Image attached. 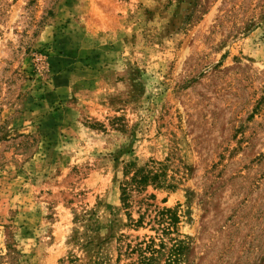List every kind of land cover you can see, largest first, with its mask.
<instances>
[{
  "label": "rangeland",
  "instance_id": "1",
  "mask_svg": "<svg viewBox=\"0 0 264 264\" xmlns=\"http://www.w3.org/2000/svg\"><path fill=\"white\" fill-rule=\"evenodd\" d=\"M170 156L195 264H264V0H0V264H114L125 163Z\"/></svg>",
  "mask_w": 264,
  "mask_h": 264
},
{
  "label": "trees",
  "instance_id": "2",
  "mask_svg": "<svg viewBox=\"0 0 264 264\" xmlns=\"http://www.w3.org/2000/svg\"><path fill=\"white\" fill-rule=\"evenodd\" d=\"M176 161L177 158L170 156L163 161L125 163L119 183L121 208L127 221L125 227L151 233L143 236L120 233L115 237L117 257L114 264H195L193 238L181 231L180 205L167 206L168 197L159 200L156 193H172L183 184L186 167H179ZM3 165L4 160L0 158V167ZM76 221L82 223L86 231L91 230L92 235L103 229L96 210L77 216ZM77 239L79 242L81 237ZM94 240L91 236L81 245L88 252L95 251ZM88 264L111 263L97 252Z\"/></svg>",
  "mask_w": 264,
  "mask_h": 264
}]
</instances>
